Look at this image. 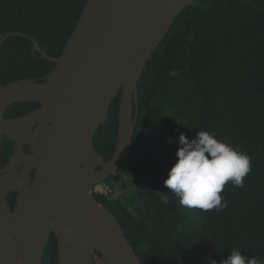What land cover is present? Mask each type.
<instances>
[{"label": "trees", "instance_id": "1", "mask_svg": "<svg viewBox=\"0 0 264 264\" xmlns=\"http://www.w3.org/2000/svg\"><path fill=\"white\" fill-rule=\"evenodd\" d=\"M87 1L0 0V40L10 32L27 34L58 58ZM54 68L27 38H9L0 52V83L5 86L44 77ZM138 91L132 151L107 182L130 174L142 185L140 205L98 193L93 198L117 217L144 264H209V257L221 264L232 249L264 264V0H195L150 58ZM121 95L94 137L106 161L116 151ZM199 131L251 158L243 186L229 181L220 193L226 203L221 211L181 206L164 186L177 160L180 133L194 139ZM43 264H58L55 235Z\"/></svg>", "mask_w": 264, "mask_h": 264}, {"label": "water", "instance_id": "2", "mask_svg": "<svg viewBox=\"0 0 264 264\" xmlns=\"http://www.w3.org/2000/svg\"><path fill=\"white\" fill-rule=\"evenodd\" d=\"M194 1L88 0L58 58L43 52L30 35L10 32L1 38L0 52L11 37L31 40L33 50L55 68L43 83L23 79L0 88V137L15 143L11 168L0 172L25 163L18 179L37 169L40 181L37 193L17 189L6 177L0 181V264H43L53 233L58 264H144L117 217L90 191L128 159L140 114V78L177 17ZM120 92L116 151L106 161L94 137ZM25 102L40 107L26 118H4L8 107ZM37 124L35 137L45 138L39 145L25 138V130L32 133ZM24 144L33 155H23ZM12 192L19 194L13 214L7 205Z\"/></svg>", "mask_w": 264, "mask_h": 264}, {"label": "clouds", "instance_id": "3", "mask_svg": "<svg viewBox=\"0 0 264 264\" xmlns=\"http://www.w3.org/2000/svg\"><path fill=\"white\" fill-rule=\"evenodd\" d=\"M178 145L177 160L164 186L179 197L181 206L221 211L226 203H222L220 193L229 181L234 187L243 186L251 171V158L206 131L197 132L194 139L180 133ZM209 264L217 261L209 257ZM221 264H257V261L232 249Z\"/></svg>", "mask_w": 264, "mask_h": 264}, {"label": "flooded vegetation", "instance_id": "4", "mask_svg": "<svg viewBox=\"0 0 264 264\" xmlns=\"http://www.w3.org/2000/svg\"><path fill=\"white\" fill-rule=\"evenodd\" d=\"M42 78L43 77L33 79V80L38 81L40 83H43ZM21 80H23V79H21ZM15 81H18V80H15ZM2 86H5V85L0 83V88ZM25 103H26V105H24V106L22 105L24 103H19V104H13L12 106L8 107L5 110L4 118L7 120L26 118L32 112L36 111L40 107V104L36 103V102H34V103L25 102ZM38 126L39 125L37 124L32 128V133H29L28 129H26L25 130V138L30 140L31 142L37 143L39 145V144H42L44 142L45 138L44 137H38V138L35 137ZM2 129L5 130L6 128L2 127ZM20 149H21V152L23 153V155H25V156H31L34 154L31 146H29V145H26V144L21 145ZM8 150H11V153H10L8 159L4 160V157H5L4 154ZM14 150H15V143L13 141H11L7 135H3L2 137H0V170L6 169L8 165L11 168V164L13 162L12 156L14 154ZM26 168H27V165L25 163H21L15 167H13L11 170H8L6 172L1 171L0 172V181L6 177L10 181L14 180V183H11V184H14V186L17 189H20V190L25 189L28 192L35 191L37 193V191H38L37 188L40 187V181L36 177L37 169H31L28 172V175L23 177L24 179H22V180L18 179L20 176H22L23 172H26ZM18 198H19L18 193L12 192V193L7 194V205L10 208L11 214L14 213V209L16 207ZM0 225H1V223H0ZM54 235H55L54 233L51 235L50 240L52 239V237Z\"/></svg>", "mask_w": 264, "mask_h": 264}, {"label": "rangeland", "instance_id": "5", "mask_svg": "<svg viewBox=\"0 0 264 264\" xmlns=\"http://www.w3.org/2000/svg\"><path fill=\"white\" fill-rule=\"evenodd\" d=\"M141 186L134 182L130 174L124 175L119 181L113 179L109 183L107 180L103 182L95 183L91 188V195L93 196L99 190L101 194L107 196L109 199L120 200L126 202L127 200L134 199L135 206L140 205L141 202ZM163 195L165 194V188L160 191ZM165 196V195H164ZM166 199V197H164ZM134 211V207H131Z\"/></svg>", "mask_w": 264, "mask_h": 264}, {"label": "built area", "instance_id": "6", "mask_svg": "<svg viewBox=\"0 0 264 264\" xmlns=\"http://www.w3.org/2000/svg\"><path fill=\"white\" fill-rule=\"evenodd\" d=\"M96 193L101 194V192H99V190H98ZM102 195H103V194H102Z\"/></svg>", "mask_w": 264, "mask_h": 264}]
</instances>
